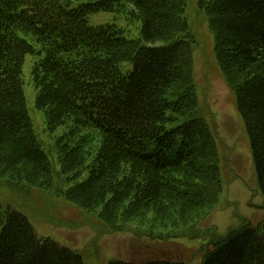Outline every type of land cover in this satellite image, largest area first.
I'll return each mask as SVG.
<instances>
[{
    "label": "trees",
    "instance_id": "trees-1",
    "mask_svg": "<svg viewBox=\"0 0 264 264\" xmlns=\"http://www.w3.org/2000/svg\"><path fill=\"white\" fill-rule=\"evenodd\" d=\"M188 4L0 0V181L16 193L27 186L62 196L97 214L111 233L199 240L200 264H264V220H243L225 235L201 227L220 203L223 184L216 134L197 95ZM197 6L215 36L264 196V0H197ZM113 12L139 24V38H127L115 24L90 25L91 15ZM27 56L35 59L36 108L49 130L71 124L47 152L26 107ZM124 63L130 72H122ZM85 171L83 182L63 188ZM0 264L84 260L39 238L26 216L0 204ZM109 264L189 263L174 253Z\"/></svg>",
    "mask_w": 264,
    "mask_h": 264
},
{
    "label": "rangeland",
    "instance_id": "rangeland-1",
    "mask_svg": "<svg viewBox=\"0 0 264 264\" xmlns=\"http://www.w3.org/2000/svg\"><path fill=\"white\" fill-rule=\"evenodd\" d=\"M185 18L195 39L193 47L194 77L197 95L216 134L220 156V175L223 184L221 201L203 221L202 229L217 228L225 235L243 220L254 225L264 220V196L261 192L252 154L251 140L245 122L239 113L237 99L230 90L216 57L215 36L207 18L198 10L197 0H188ZM91 26L115 24L130 39L139 38V24L130 25L122 14L97 13L89 17ZM139 29V30H138ZM34 57L27 56L23 66L26 107L33 123L34 133L50 151L57 138L69 133L71 124L51 132L43 111L36 108L37 89L31 77ZM131 63H124L123 73L130 72ZM208 121V122H209ZM210 124V123H209ZM56 160V155H49ZM56 163V162H55ZM59 173V163L54 166ZM82 178L63 186L83 182ZM6 183V182H5ZM0 181V204L22 213L39 238H51L62 246L77 251L84 264H109L112 259L139 262L151 258H166L180 254L189 264L201 263L202 242L188 238L151 239L131 232L111 233L97 214L88 213L55 193L27 186L11 190ZM137 229L132 226L131 229ZM143 232H148L145 228ZM95 243L89 247V243ZM169 250V251H168ZM168 251V252H167Z\"/></svg>",
    "mask_w": 264,
    "mask_h": 264
}]
</instances>
